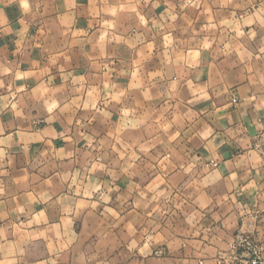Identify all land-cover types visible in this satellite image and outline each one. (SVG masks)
<instances>
[{
	"label": "clouds",
	"instance_id": "obj_1",
	"mask_svg": "<svg viewBox=\"0 0 264 264\" xmlns=\"http://www.w3.org/2000/svg\"><path fill=\"white\" fill-rule=\"evenodd\" d=\"M6 2L19 8L20 27L14 31L7 26L0 31L4 36L15 37L13 59L0 61V90L5 89V80L11 78L8 95L0 97L3 101L0 115L6 111L13 120L28 121L30 127L27 131H12L13 124L5 126L0 121V158L6 157L13 145H26L33 140L50 143L58 138L66 144H83L86 148L83 152L76 148L67 153L60 148L51 153V159L61 161L58 167H79L61 177L62 181L70 180V194L54 202L65 216L67 239L58 240L57 247L49 243L46 251L50 257L38 264H57L58 259L66 260V264H264V216H261L264 213V95L243 98V103L236 105L238 124L226 129L225 135L235 141L242 154L234 161L225 162L217 154L225 141L216 143L219 134L212 125L224 116L232 123V115L224 109L197 113L189 107L194 101L208 98L206 89L213 87L211 83L199 88L185 77H178L166 89L167 103L157 114L139 100H130L132 89L139 88V83L122 88L113 82L112 67L100 62L106 58L104 36L109 42L131 41L130 47L143 44V35L125 39L130 29L124 28L123 20L134 18L137 31L143 29L145 34L158 27L151 21L149 28L150 21L141 14L149 0H87V7L81 0ZM3 3L5 0H0ZM230 4L232 0H223L221 6ZM235 7L243 10V15L237 17L234 10L232 18L223 21L225 33L230 36L234 32L233 40L244 35L254 38L255 31L245 33L241 29L257 23L264 28V0H246ZM53 11L55 19H48ZM80 17L88 20L89 30L93 25L99 26L92 36L83 29L72 32L73 21ZM32 28L36 29L35 36L29 35ZM97 32L103 33L100 55L92 60L85 49L89 46L96 49ZM166 41L170 43V38ZM73 44H79L81 54L91 61L94 75H77L59 66L61 59L65 65L70 64L68 53ZM36 49L47 53L43 67L39 61L29 59ZM260 51L264 53V48ZM17 56L21 57L19 61L15 59ZM25 63L31 64L32 70L21 71ZM135 63L139 65L140 61ZM195 67L196 61L189 54L185 72L190 74ZM54 69L60 74L59 86L52 75ZM153 75L163 79L161 73ZM30 80L35 82V87H30ZM181 81L187 84L193 97L183 105L188 108L184 114L180 113L183 102L177 99L176 92ZM259 83L264 90V78ZM143 100L145 103L153 100L146 89ZM253 101H256L255 116L245 126L242 117L246 112L239 110ZM233 104L234 100L225 103L224 108ZM112 105L120 106L115 120L114 113L108 110ZM78 112L83 115L77 117ZM98 120L109 132L97 141L94 137L98 133L88 132ZM41 121L47 127L33 133L32 127ZM54 124H59L62 131L57 133ZM196 138L202 142L206 156L194 155L189 147ZM97 173H103L104 178L97 177ZM220 182L227 187L226 195L216 194L215 186ZM113 193L117 194L115 200ZM242 197L251 198L254 208L238 202ZM101 207L102 220L95 231L82 232L80 236L72 234L68 217L85 209L92 215ZM8 235L0 238L2 264H27L29 240L21 237L9 242ZM85 241L91 242L87 252L81 251Z\"/></svg>",
	"mask_w": 264,
	"mask_h": 264
},
{
	"label": "crops",
	"instance_id": "obj_2",
	"mask_svg": "<svg viewBox=\"0 0 264 264\" xmlns=\"http://www.w3.org/2000/svg\"><path fill=\"white\" fill-rule=\"evenodd\" d=\"M81 2L87 7V0H81ZM222 3L223 0H149L148 6L143 8L141 14L150 21L149 28H152L151 21L158 27L145 34L143 29L137 31L134 18L123 20L124 28L130 29L125 39L129 37L134 39L136 35H143L145 36L143 44L137 43L135 47H130L131 41L125 43L124 39H117L109 42V38L104 36L103 51L106 58L100 62L112 67L113 82L118 83L122 88L139 83V88L132 89L130 100L132 98L139 100L145 108L154 109L157 114L167 103L166 89L178 77H185L189 83L199 88H206L211 83L213 87L206 89L208 98L194 101L189 107L197 113H211L216 109H224L232 115V123H229L227 116H224L212 125L219 134L216 143L225 141V144L217 149V154L227 162L234 161L242 154L235 141H231L225 135L226 129L235 128L238 124L236 105L243 103V98L251 99L254 95H264V90H261L259 83L264 78V53L260 51L264 48V28H261L258 23L245 26L241 30L245 33L255 31L254 38L250 39L244 35L235 40L231 39L235 33L227 35L223 21L230 20L234 10L237 17L243 15V10L236 9L235 6L246 3V0H232V4L228 7H222ZM153 4L156 7H152ZM206 4L208 8L204 7ZM197 5L200 6L197 7ZM68 11L65 9V12ZM55 16L56 13L53 11L48 19H55ZM19 18L20 10L15 4H7L6 0L5 3L0 4V31L7 26L14 31L19 30L20 26L17 23ZM105 19L112 18L105 17ZM97 27L99 26L93 25L89 30L88 20L80 17L73 21L72 32L83 29L92 36L97 31ZM64 28L67 29V21ZM29 31L30 36L37 34L35 28ZM112 31H115V27ZM102 35L103 33L99 32L96 34L95 50H92L91 46L85 49L92 60L100 55L99 42ZM166 38H170V43L166 41ZM14 40L15 37L0 34V61L13 59ZM189 54H192V58L196 61V67L187 74L185 60ZM68 56L70 57L69 65H65L64 59L59 61V66L64 67L66 72L71 71L77 75L95 74L91 69V61L81 54L79 44H73ZM47 58V53L42 54L40 49H36L29 59L39 61L40 66L43 67L47 63ZM15 59L19 61L21 57L17 56ZM136 61H140L139 65L135 63ZM29 70H32L31 64L22 65L21 71ZM131 70L132 74H128ZM118 73L121 76L117 77ZM155 73H161L163 79L159 76L154 77ZM52 75L56 77L55 83L59 86L60 74L54 69ZM136 76L140 77L139 81L136 80ZM10 79L5 80V89L0 90V97L8 95L7 84ZM29 85L36 86L32 80L29 81ZM145 89L153 97L149 103L143 100ZM225 89L227 92H224ZM176 92L177 99L183 102L179 109L180 113L184 114L188 108L183 105H187L188 101L193 99L192 94L183 81L178 85ZM232 100L235 104L231 108H224V104L231 103ZM119 107V105H112L108 109L114 113L113 120L116 119L115 113ZM255 107L256 101H253L246 108L239 110L240 113L246 112V115L242 117L245 126L255 116ZM0 109H3L2 100H0ZM32 114L35 115V112ZM81 115L83 112L77 113V117ZM0 121H3L5 126L9 123L13 124L12 131L17 129L27 131L30 127L28 121L13 120L6 111L0 115ZM46 127L47 125L41 121L32 127V132H42ZM52 127L57 133L62 131L59 124H54ZM93 131L98 133L94 137L98 141L108 135L109 128L98 120L91 126L88 134L91 135ZM189 147L194 155H207L199 138L194 139ZM60 148H64L66 153L76 148H79L81 152L86 150L83 144L73 146L58 138L52 139L50 143L33 140L26 145H13L9 148L7 156L0 158V238L6 233H9V242H14L15 238H27L29 240L26 245L29 250V255L26 257L27 264H38L41 260H47L51 255L46 251L47 245L50 243L53 247H57L58 240L67 239L64 235L68 228L64 224L65 216L60 206L54 202L59 200L60 196L70 194V180L62 181L61 177L75 171L79 166L76 165L70 169L58 167L61 161L58 158L51 159V153L53 149ZM63 163L67 164V161ZM96 175L101 179L104 178L103 173ZM215 191L217 195L223 196L227 194V187L220 182L215 186ZM124 194L121 192V195ZM116 195V193L112 194L113 200L116 199ZM238 202L246 203L253 208L255 204L249 197H242ZM102 210L101 207L89 215L90 210L85 209L78 215L68 217L71 221L72 234L80 236L82 232L95 231L102 220L100 215ZM261 216H264V213H261ZM41 233L43 235H40ZM32 236L36 238L32 239ZM90 243L85 241L81 251L87 252ZM2 260L3 254L0 253V264ZM57 264H66V260L58 259Z\"/></svg>",
	"mask_w": 264,
	"mask_h": 264
}]
</instances>
